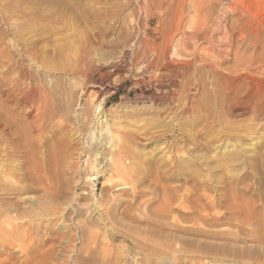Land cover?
I'll return each instance as SVG.
<instances>
[{
	"label": "rangeland",
	"instance_id": "rangeland-1",
	"mask_svg": "<svg viewBox=\"0 0 264 264\" xmlns=\"http://www.w3.org/2000/svg\"><path fill=\"white\" fill-rule=\"evenodd\" d=\"M139 3L0 0V183L5 175L11 181V190L0 189V264H257L264 252L256 225L247 226L251 235L236 226L184 230L193 226L180 212L189 209L184 198L195 180L215 182L225 169L264 184V165L257 174L245 163L264 152V118L235 114L228 125L207 122L204 113L196 118L190 107L184 110L194 89L174 102L157 97L155 82L139 79L140 66L122 59L123 35L134 33L130 13ZM228 4L216 3V21L240 12ZM235 6L264 22V0ZM20 10L53 16L40 20L42 28L62 27L40 39L36 32L20 34L23 24L35 27L30 15L20 20ZM97 23L116 26V34L96 37ZM170 56L189 63L195 76L210 60L198 54L191 62L174 48ZM228 65L220 63L222 72ZM254 77L264 84V73ZM170 87L167 79V95ZM11 115L20 134H11ZM236 151L240 160H220ZM244 249L249 258L237 254Z\"/></svg>",
	"mask_w": 264,
	"mask_h": 264
},
{
	"label": "bare ground",
	"instance_id": "bare-ground-1",
	"mask_svg": "<svg viewBox=\"0 0 264 264\" xmlns=\"http://www.w3.org/2000/svg\"><path fill=\"white\" fill-rule=\"evenodd\" d=\"M187 2L188 0H141L140 6L134 7L130 13V21L133 23L130 25V29H133L134 33L123 35V61L134 60L140 66L141 75L138 78L144 79L148 77L154 81L157 89L161 92L157 97L165 101H167V96L173 102L174 100L178 101L182 96L186 99L188 94L192 93L190 91L194 89L193 97L189 96L192 100H190L191 102L188 105L185 103L184 110L190 107L196 118H199L201 113H204L205 117L203 119L207 122L211 119H218L227 125L235 114H250L264 118V84L254 77L264 73V22L250 11L238 9L235 5L240 4V0H228V8L232 11L239 10L240 12L236 17L230 15L229 21L225 23L215 19L216 3L219 0H193L192 6L187 5ZM66 3L70 7L76 4L73 3L71 5L68 1ZM79 9L81 8L77 10ZM191 10L196 13L195 17L190 16ZM59 13L61 14V12ZM81 14L78 13L77 17L79 15L78 18L82 17L85 19ZM91 14L89 13V15ZM29 15L35 27H26L23 24V26L18 28V33L21 34L25 31L36 32L40 39L45 34L55 33L57 28L60 29L62 27L52 25V22L48 29L42 28L39 26L42 18L54 17L51 15L45 16V14L38 11L29 13L22 10L17 16L21 17L20 20H27L26 17ZM86 15L88 14L86 13ZM186 25L190 26L189 29H186ZM94 27L97 30L96 37L106 38L114 33L116 26L109 25L104 27L103 23H99ZM221 33H223V38L219 39L217 36ZM88 36L90 35H87V38ZM179 36L180 38L177 39ZM172 48H174V54L178 57H189L191 62L196 61L198 54L210 60L203 65V69H198L201 72L195 76L194 73H189L186 69L189 63L174 60L170 56ZM3 50H5L4 46L3 48L0 47V53ZM220 63H229L225 67L227 69L226 73L220 69ZM110 67L111 70L119 68L117 64H111ZM108 74L107 72L105 75ZM167 79L173 86V88L170 87L168 89V95ZM200 93L204 95L203 98ZM103 109L102 106L98 109L100 114L104 113ZM12 110L13 108L11 107ZM103 116L104 114L100 118ZM13 117L11 115V134L17 135L22 130H20L21 127L19 128L18 125L12 124ZM22 133L24 134V132ZM24 135L26 136V134ZM131 136L133 135H126L128 139L134 140L133 137L135 136ZM11 144L18 151L24 150L25 144L24 146L20 143ZM241 157L242 154L236 151L224 154L220 160L234 163L240 160ZM245 163L251 166L255 173L258 174L264 165V152L255 153V155L250 157L249 162ZM224 170H221L223 173L221 172L222 174L217 175L213 179L215 182L212 183L194 179L195 181L189 190L190 194L186 197L184 196L189 209L187 207L188 210L180 212L181 218L187 222H193V226L184 230L200 233V226L203 225L210 227L227 226L229 228L236 226L239 233L251 235L250 232H245L248 229L247 226L256 225L259 228V240L264 244V184L246 183L248 174L240 173L241 175L236 176L232 173V175H229L230 172L226 170L224 172ZM155 179L160 180L161 176L155 175ZM3 180L4 183H0V189L11 190V181L8 175H5ZM165 206L167 207V201ZM217 208H221L222 211L215 213ZM204 232L201 233L203 234ZM207 233L209 234L210 232ZM215 233L221 236L223 234L219 231ZM215 233L212 235L215 236ZM236 235L232 239L237 240L238 236ZM237 254L249 258L252 252L244 249L238 250ZM256 256H258L256 263L264 264V252Z\"/></svg>",
	"mask_w": 264,
	"mask_h": 264
}]
</instances>
